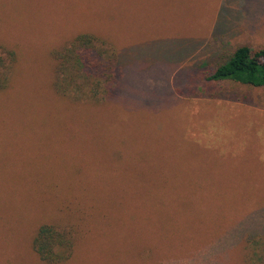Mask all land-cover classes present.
Wrapping results in <instances>:
<instances>
[{"label":"rangeland","instance_id":"obj_1","mask_svg":"<svg viewBox=\"0 0 264 264\" xmlns=\"http://www.w3.org/2000/svg\"><path fill=\"white\" fill-rule=\"evenodd\" d=\"M82 34L111 83L58 71ZM240 46L264 0H0V264L43 225L56 264H264V87L206 79Z\"/></svg>","mask_w":264,"mask_h":264},{"label":"trees","instance_id":"obj_2","mask_svg":"<svg viewBox=\"0 0 264 264\" xmlns=\"http://www.w3.org/2000/svg\"><path fill=\"white\" fill-rule=\"evenodd\" d=\"M97 47L99 46L93 43L92 37L78 35L66 49L55 52V57L58 56L60 59L58 71L64 72V69L70 67L82 72L88 80L94 78L96 83L101 81L105 85L111 83L116 78L112 57ZM10 58L9 53L0 49V90L6 84V72L10 62L7 59ZM206 79L212 82L228 81L252 87H264V49L252 50L246 46L235 48L222 63L216 65ZM254 245L260 246L256 243ZM32 250L42 262L60 263L70 255L71 240L66 232L43 225L37 229L32 239Z\"/></svg>","mask_w":264,"mask_h":264}]
</instances>
